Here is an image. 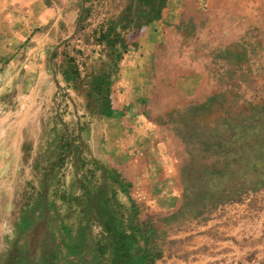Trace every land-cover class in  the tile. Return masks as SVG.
Instances as JSON below:
<instances>
[{
  "label": "crops",
  "instance_id": "crops-1",
  "mask_svg": "<svg viewBox=\"0 0 264 264\" xmlns=\"http://www.w3.org/2000/svg\"><path fill=\"white\" fill-rule=\"evenodd\" d=\"M81 54L101 57L98 68L86 63L91 74L85 75ZM98 73L109 76L99 98L89 90ZM62 89L72 104L59 100L61 129L50 133L48 109ZM262 99L264 0H0V169L19 165L24 145L30 155L34 150V166H44L42 186L27 194L41 198L29 220L41 216L48 188L65 177L88 217L100 193L113 197L109 208L121 226L131 202L139 221L165 216L167 237L154 264H206L207 255L213 260L254 250L255 240L240 247L235 238L244 213L238 203L211 208L205 220L198 216L206 211L185 218L181 227L176 217L187 194L183 182L191 177L177 149L193 143L204 149L208 127L212 135L217 128L234 134V123L225 128L222 117ZM50 152L56 160H49ZM72 155L82 159V173L69 170ZM52 165L66 174L56 172L48 181ZM5 181L0 178V187ZM53 210L56 217H46L45 227L40 219L37 229L22 231L29 243L44 247L55 236L63 243L76 237L77 209L65 204ZM100 231L93 222L89 235Z\"/></svg>",
  "mask_w": 264,
  "mask_h": 264
},
{
  "label": "rangeland",
  "instance_id": "rangeland-1",
  "mask_svg": "<svg viewBox=\"0 0 264 264\" xmlns=\"http://www.w3.org/2000/svg\"><path fill=\"white\" fill-rule=\"evenodd\" d=\"M81 56L82 58L80 59V64L83 68H85L83 69L85 75L91 74L94 70L91 69V66L87 68L86 63L92 65L93 68L99 67L96 66V63L101 60L99 54H88V56L81 54ZM69 95L70 94L66 89L62 91L60 90L57 92L56 98L53 103L50 104V107L48 109L49 119L47 121V126L49 128L51 127L50 133L60 132L61 126L60 124H58L59 119L57 118L59 117H57V113H59L60 111L59 108L63 107V102H59V100L65 97L72 104V102L68 98ZM234 108H236V106ZM15 116L16 112L14 111L6 118L9 122L11 119L15 118ZM6 118L4 120H6ZM6 122H4V124ZM55 125L57 126V130H55ZM220 131V129H217V132L212 135L210 134V129L208 128L207 140L210 139L212 143L210 151L206 152L205 149H198V143H193L190 145L188 144L185 148H183L182 145L180 148L178 147L177 153L179 155L180 163L181 165H185V168L187 170V172L185 173V177H187L188 179L189 177H191V180L189 179L188 181H186L187 187H185L186 191L188 190V193H190L192 197H189L187 199L186 210H182L183 205L181 206V209L177 212L176 218L178 220H181L180 222L182 223H180V225H182L181 227H183V225L186 224L184 222L185 218L196 217L199 213L196 215H193L192 213L198 211L199 209L208 212V214L206 215H200L201 217L198 216L199 218H201V220H205L212 217L210 211L219 204H222L224 206L238 203V206H243L242 211H244V213L240 215L237 226V236H235V238H238V244L240 245V247H243L242 245H245L248 241L255 240L257 244L256 248L254 250L250 249L246 250V252H240V255L234 254L229 256L228 254L221 253L213 260H210L211 255H209V257H207V255L205 257L207 259H210L207 260L208 263L206 264H264V186L259 189L257 193L244 194L243 192L246 186L244 189H239L240 184H236V181H234V179H237L240 174L238 171L233 170L232 172H230V170H228V173L223 174L212 171L206 172V170H204L205 168L203 163L212 164L213 161H215L217 157H219L218 153L221 148L219 149L216 147L217 145L215 143L217 140L225 139L229 141V145L233 143L230 133L231 131L229 129H225L223 133H220ZM202 136L206 138V135H204V133L202 134ZM55 145V143L51 145V151L55 152ZM28 148L29 147H26V145L23 146V154L21 155L19 165H6L4 167H1L0 169V178L2 177L6 180L3 184H1L0 187V264H8L9 260L13 258L12 256L15 255L13 254L15 248L17 249L16 251L19 252L23 257L15 258V260H13V264H117V259H124L126 255L123 256L122 252L116 253L112 245L107 244L100 248L97 247L95 242L93 243L94 240L87 242L86 240L81 241V239H77L76 242L72 241L63 243L64 241L57 240V236H55L56 238H52L51 242L46 246L44 245V247L39 243L38 240L35 241V244L33 246L28 245V235L24 234L23 232L27 228H29L31 226L30 224H32L36 219H39L40 216L36 217L35 220L30 219L26 223L22 221H24L25 216L27 217L28 215H30L31 217V211L36 205L35 201H38L37 203L40 204L41 198L32 200L31 196L27 197V194H29L31 186L37 184L40 187L44 169V166H34V163H36L38 159H35V157H33V149L30 155V151H28ZM229 149H232V147H229ZM2 154H5V152L0 151V160H2ZM50 154H52V152H50ZM24 156L25 158L22 159ZM46 158H48L47 153ZM29 159L32 161L33 167H31L30 163H28ZM53 159L56 160L57 156L54 154L49 155V160L52 161ZM11 160L14 159H10V161ZM44 160L46 161V159ZM44 160L43 165L45 163L47 164V162L44 163ZM258 161H260V157L257 158V162ZM81 162L82 159H80L77 155H72L69 159V170H71V167L72 169L77 167L78 171L82 170L81 167L84 163ZM212 166L213 165H209L208 167ZM214 167L216 166H213L212 168ZM189 169H191V172L189 171ZM62 170L63 169H60V166L54 167L53 172L47 175V180L49 181L56 172L59 177L64 176L66 174V169L64 170L65 172H62ZM70 173L71 172L69 171L68 174ZM80 173L82 172L80 171ZM225 177L229 178V180L226 182L229 188L225 190L226 194H229L227 196V199L220 203H211L207 204L205 207L200 208V206L197 205L198 202L201 201L198 199L200 198L199 195L216 191L213 185L218 184L220 180ZM250 177L255 181V177ZM250 177L248 179H250ZM29 179H31L30 183L27 182ZM64 179L65 177H63V181L60 180L58 182L59 186H54L52 190L50 189V187L48 188L47 199L51 200L50 203L52 204L54 209L57 205L65 206L66 204L69 208H71V206H74L75 209H77L74 211V218L76 219L77 216H80V218L82 217L84 221H86V219H88L89 217L86 215V212H83L84 208H82L83 206L80 203L81 201H77V199L75 198L73 199V197H75L73 196L75 195V191H73V183H66ZM9 180H13L12 186L14 187V189L12 191V198L9 196L10 193L7 190ZM247 181L249 182V180ZM183 184L185 185L184 182ZM230 185H232V188L230 187ZM57 187H59V189ZM238 189L241 192L237 191ZM58 190L60 191L58 192ZM65 192L68 195L67 199L61 198L60 195L61 193ZM183 202H185V197L183 199ZM40 214L42 215V213ZM164 217L165 216L160 217L159 219L152 222L153 224L159 226V232L157 233L155 240L157 246H159L161 249L167 237V227H165L164 222L168 221L163 220ZM55 221H53L54 224L56 223ZM91 222L92 221H90V223ZM97 223L98 222H96V224ZM124 240L125 244H127L128 247V245H130V241H128L126 238H124ZM240 250H242V248Z\"/></svg>",
  "mask_w": 264,
  "mask_h": 264
},
{
  "label": "trees",
  "instance_id": "trees-1",
  "mask_svg": "<svg viewBox=\"0 0 264 264\" xmlns=\"http://www.w3.org/2000/svg\"><path fill=\"white\" fill-rule=\"evenodd\" d=\"M71 77L78 78L79 71L75 70ZM89 82V90L93 93L92 96L95 94L99 98L103 92L104 84L107 87L109 76L104 73L94 74ZM91 104L97 106L99 103L91 102L89 106ZM244 107L235 117L231 115L222 117L225 128L234 123L232 127L235 133L231 135L233 143L229 145V141L225 139L217 140L216 147L221 148L218 153L219 157L212 164L203 163V165L206 172L212 171L224 174L228 173V170L230 172L233 170L238 171L240 174L234 181H236V184H240L239 189H244L246 186L245 191L247 189L255 190L264 185V99L256 103L248 102ZM216 125V128L219 127V123ZM211 145V140L208 139L204 147L206 152L210 151ZM229 147H232V149H229ZM258 157H260V161L257 162ZM209 165L216 167H208ZM250 176L255 177V181ZM249 177L250 179H248ZM228 180L229 178L225 177L218 184L213 185L216 191L199 195L200 198L198 199L201 201L197 205L202 208L207 204L220 203L227 199L225 190L229 188L226 184ZM230 187L232 188V185ZM239 189L237 191H240ZM98 197L93 206L91 205L95 207V212L91 213L86 221L82 217L79 219L77 223L79 225L78 233L69 242H76L77 239H81V241L86 240L87 242L94 240L93 243L95 242L97 247L100 248L107 244L112 245L116 253L122 252L123 256L126 255L124 259H117V264H154L155 260L161 256V248L157 246L155 240L159 232L157 227L148 221H139L136 208L132 202L130 203L126 224L121 226L117 223L114 213L109 208V205L113 202V197L104 198L101 193L98 194ZM189 197L192 196L187 190L182 210H186V202ZM85 202L88 205V195L85 197ZM202 211L199 209L192 214H200ZM90 221L92 222L90 223ZM93 222L101 224V231L94 238L89 235V232H92ZM124 238L130 241L128 247Z\"/></svg>",
  "mask_w": 264,
  "mask_h": 264
},
{
  "label": "flooded vegetation",
  "instance_id": "flooded-vegetation-1",
  "mask_svg": "<svg viewBox=\"0 0 264 264\" xmlns=\"http://www.w3.org/2000/svg\"><path fill=\"white\" fill-rule=\"evenodd\" d=\"M61 195V198H66L67 199V197H68V195H67V193L65 192V193H61L60 194ZM64 201V200H63ZM51 202V200H49V199H47L46 201H45V203H44V210H43V213H42V215L40 216V218L39 219H37L36 221H34L32 224H30L31 226L29 227V228H27V229H34V225H36L37 223H39L40 222V219L42 220L43 219V217H44V214H46L47 213V217H48V219L50 218V219H52L54 216L56 217V214H54L53 213V206H52V204L50 203ZM28 218V219H27ZM29 215L26 217L25 216V218H24V221H27V220H29ZM48 219H46L45 220V222L43 223L44 224V227H45V225H46V222H47V220ZM77 219V218H76ZM80 219V218H79ZM78 219H77V223H78ZM23 222V221H22ZM56 224V223H55ZM41 228V227H40ZM35 229H37V228H35ZM54 233V232H53ZM31 235V234H30ZM45 237V236H44ZM40 239V238H39ZM46 239V238H45ZM46 241V240H45ZM34 242V244H35V240L33 241ZM46 243H47V241H46ZM30 244V246L32 245H34V244H31V243H29ZM40 244H41V242H40ZM17 249L15 248V250L13 251V254H15L14 256H12L13 258L12 259H10L9 260V262H8V264H13V260H15V258H17V257H20V258H22L23 256L19 253V252H17L16 251ZM7 264V263H6Z\"/></svg>",
  "mask_w": 264,
  "mask_h": 264
},
{
  "label": "water",
  "instance_id": "water-1",
  "mask_svg": "<svg viewBox=\"0 0 264 264\" xmlns=\"http://www.w3.org/2000/svg\"><path fill=\"white\" fill-rule=\"evenodd\" d=\"M59 86V85H58ZM63 90V89H62ZM46 217H47V213L46 214H44V217H43V219H42V221H43V223L45 222V220H46ZM38 227V224H36L35 225V228H37Z\"/></svg>",
  "mask_w": 264,
  "mask_h": 264
}]
</instances>
